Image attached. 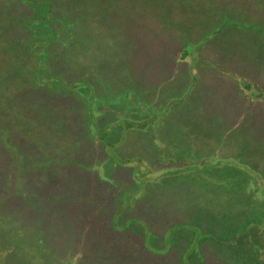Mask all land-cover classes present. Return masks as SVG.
<instances>
[{"label":"rangeland","instance_id":"374dc122","mask_svg":"<svg viewBox=\"0 0 264 264\" xmlns=\"http://www.w3.org/2000/svg\"><path fill=\"white\" fill-rule=\"evenodd\" d=\"M104 1V6L95 9L109 10L113 21L106 24L107 29L116 33L121 31V28L129 34V38L104 40L101 36L103 39L99 37L96 41L87 39L92 41L91 46L96 51H87V47H84L85 53L71 55H75L74 62H84L76 73L94 79L92 81L100 92L105 87L108 88L109 82L113 92L106 98L113 110L109 114V120L112 122L107 125L105 121H99L94 133H90L85 123L87 106L82 93L75 92L78 98L75 101L73 96L53 94L52 90L46 89L42 98L49 101L45 104L48 116L43 122H39L40 125L35 123L36 120L31 121L29 118L25 124V127L30 129L27 132L23 130V125L4 126L0 132V184H3L0 188H8V191L11 190L10 194L13 193L11 196L9 194L7 202L9 206L16 204L18 218L26 219L27 222L33 221L34 225L19 228L17 223H13V217L6 219L8 214L3 212L6 210V200H0V206L3 205L0 215V251L6 252L0 262L63 264L66 259H70L66 260L70 263L73 262L71 259H75V264H90L86 263V250L89 248H76L87 244H81L83 238H78L79 241L73 239L66 244L64 238L71 235V222L78 223V229L79 224L83 228V225H88V221H97L93 225L96 231H105L106 228L98 222L106 220L101 216L111 220V215L121 208L124 220L135 217L139 209L143 210L141 216L144 219L150 220L151 223L157 221L156 228L151 227L157 231L154 238L152 237L156 248H164L162 244L167 236L171 241H176L172 252L166 255L168 264H180L179 252L182 254L187 246L197 248L195 238L200 236L204 240L200 248L205 258L200 259L203 264H228L218 253L222 251L221 248H240L243 252L246 251L243 248H251V244L257 243L253 247L263 246L259 253L264 255V235L258 234L264 230L253 227V235L249 233L250 229L245 233L238 232L241 228H246L241 224L244 222V219L241 220L243 214H238L237 217L236 214L240 213L241 209L245 210L250 201H253L248 192L244 191L253 184H249L248 180L244 189L238 190L236 187H230L227 182L218 181L223 180L219 171L220 176L216 174L214 178L210 177L211 168H204L202 173L192 169L195 161L204 167L211 159L223 161L228 158L237 159L241 155L240 162H249L252 168L264 171V102L254 103L256 108L250 115L254 132L250 129L239 134L233 132L228 138V135L221 134V120L216 123L214 121L226 117L224 113L229 107L232 109L230 117H233V113L239 110L236 107L242 105L228 100L229 93L233 89L235 91V88L245 98L239 89L242 81L237 79L241 77L239 75H245L247 79L252 80L257 89L263 86L260 82L264 80V73L262 80L260 75L246 73V70L256 71V59L252 55L245 59V55L249 54L246 51L257 53L264 58L263 41L259 43L258 40H253L256 39L255 33L249 28L228 24L225 27L228 33H224L222 38H218L214 43H223L222 47L229 46L238 52L239 47L247 45L243 49L245 55L242 51L232 54L227 49L218 54L219 47L211 41L201 48L206 53L198 63L189 65V59L177 62L171 53L176 52L178 33L175 28L181 14L169 11L171 14L165 17V11L147 10L144 4H134L133 0ZM173 1L175 0H170ZM194 1L187 0V6ZM206 1L209 0L203 2L205 6L192 11L195 14L193 22L186 23L187 28L197 27V33L202 30L201 27L205 29L204 22L198 19L210 16L207 10L210 2L206 4ZM90 9V6L87 7V10ZM92 10L95 11L93 8ZM263 18L264 16H261V19L255 21L251 16L246 17L243 24L252 20L256 25L262 26ZM138 28L141 31L147 30L155 39L158 37V41L165 45L166 49L160 48L161 51L158 52L156 48H151L150 40L146 37L134 38ZM207 30L210 32L213 28L207 27ZM153 43L158 47L156 42ZM261 46L263 48L260 50ZM74 51L75 47L70 42L67 52ZM193 52L194 47L191 48V53ZM192 58L191 55L190 59ZM98 76L106 79L105 82L99 80ZM234 85L236 87H233ZM29 93L31 99L41 98L37 95L39 92ZM10 96L13 101V95ZM178 98H182V101ZM174 99L176 100L173 102ZM0 107L10 109L7 103H0ZM70 107H77L76 111ZM109 109L106 105L100 107L102 111ZM14 115L13 111L11 117ZM132 117L134 119H131ZM10 120L15 122L13 118ZM58 123L60 126L56 127ZM110 125H113L109 130L112 131L108 133L107 127ZM229 126L226 125L225 128ZM54 128L56 130L52 132ZM2 137L8 145H3ZM36 140L39 144L50 140L58 142L64 158L48 165L45 171L35 173L34 171L38 170L35 168V162L28 163L25 158L27 154L33 158L32 154L36 153L39 159L43 158L44 154L40 156L39 150L34 149L37 148L34 144ZM182 148L195 152L189 151L190 158L184 154L186 150L181 152ZM116 154L122 159L116 158ZM71 159H76L79 163L69 161ZM253 172L255 173V170ZM10 174L11 182L4 184V178ZM143 175L146 178L144 181L139 179ZM251 179L255 180L256 177H251L250 181ZM25 184L28 186L25 193L18 195V192H23ZM259 195L263 197L261 189L257 192L258 198ZM133 201L135 208H138L136 210ZM41 222H44L43 227ZM60 224L63 225L59 229L56 226ZM106 224L108 225V222ZM132 226L136 229L134 232L127 229L121 231V235L134 238L141 248H114L111 252L113 257L110 253L104 256L103 251L106 252L107 248H102L98 259L102 264H110L117 255L123 261H115V264H141L143 258H146L145 264H156L157 260H148L147 254L151 252L144 247L142 241L141 234L146 227ZM84 230H79L81 235L86 233ZM116 234L117 232L114 233ZM147 234L148 232H145L146 240ZM212 234L215 235L214 238ZM95 237L94 233L92 238ZM209 239H217L215 242L218 244ZM151 255L158 258L157 254ZM229 257L230 260L237 258L235 255ZM238 261L241 264L239 257Z\"/></svg>","mask_w":264,"mask_h":264},{"label":"trees","instance_id":"16d2710c","mask_svg":"<svg viewBox=\"0 0 264 264\" xmlns=\"http://www.w3.org/2000/svg\"><path fill=\"white\" fill-rule=\"evenodd\" d=\"M133 1L134 4H144L147 10L152 9L154 10V12L165 11V17L171 14L169 13V11H176L178 12V15L181 14L179 19H177V28H175L178 33L176 52L171 53V56H173L174 60H176L177 62H182L183 60L189 59V65L198 63L201 59H203L202 56L206 53L205 51L201 50V48L204 44L211 41L213 45L219 47L218 54H222L223 50L227 49V51H231L232 54H234L235 52H237L238 54L242 51V54L245 55L243 49H245L247 45H245L246 47H239L240 51L238 52L237 49H230L229 46L222 47L223 43H221V45H216L214 43V41L218 38H222L224 33H228L226 32L228 29L225 28L228 26V24H232L233 26L239 28L251 29V31L255 33L256 37V39L253 40H258L259 43L262 40L264 44V25L258 26L254 21L252 22L253 19L257 21L258 18L261 19V16H264L259 15L261 13L264 14V0H242L241 2L239 0L206 1V4L210 2V6L207 9L209 10L210 16L198 19L199 21L204 22L203 26L205 27V29L201 27L202 30H200L198 33L196 32L197 27L195 28V26H193L191 28H187L186 23L193 22V17L195 16V14L192 11H197V8L205 6L203 4L205 0H195L189 6H187L186 4L187 0H175L173 2H170V0ZM104 4V0H0V24L3 23L0 25V103H7L8 107L10 108L9 110H6L0 107V120H2V122H0V132H2L6 124L13 127H20L23 125V130L27 132L30 129L25 127V124L26 122H28L29 118H31V121L36 120L35 123L40 125L41 123L39 122H43L48 116L45 104L49 101H46L42 98L43 92H45L46 89L52 90L53 94L61 93L65 97L73 96V99L75 101L78 100L75 92L82 93V96L86 101L85 104L87 106L85 123L90 133H94V128L97 127V123L99 121H105V124L107 125L112 122V120H109V114L113 110H111L112 108L110 101L106 98L113 92L112 88L109 86V82L107 83L108 88L105 87L104 90L100 92L97 89L96 84L93 82L94 79H90V76L79 75L76 73V70L80 66H83L84 62H74L75 55H80L86 52V49H84V47H87V51H96V49L91 46L92 41H88L89 39H95L96 41L99 37H103L104 40H110L113 38H129V34L127 32H124L121 28V31H118L116 33H111L107 29L106 24L113 21L112 16L109 15V10L95 9L97 7L104 6ZM89 6L91 7V9L87 10V7ZM92 8L95 11H93ZM182 15L184 18L182 17ZM250 16L252 17L251 22L248 23L247 21L246 24H243V20H245L246 17ZM126 18H128V16ZM137 19L142 21V19L140 18ZM207 27H212L213 30L208 32L209 30H207ZM135 37H146L150 40L149 42L151 43V48H156L158 52L161 51L160 48H162L163 50L166 49V46L162 45V43L158 41V37L157 39H155L154 35L150 36L147 30L141 31L138 28V30L134 34V38ZM152 41L156 42L158 47H155V44ZM70 42L73 43L75 47V51L72 53L67 52ZM193 47L194 52L191 53V48ZM262 48L263 46H261L260 50ZM246 52H249V54L245 55L246 60L249 55H252L253 58H255L257 61L256 71L251 72L246 70V73L260 75V80H262L261 76L264 73V58L258 56L257 53L253 54L250 51ZM191 55L193 56L192 59H190ZM189 76L190 74H188V77ZM194 76L197 77L196 75ZM239 76L241 77L237 79H239L240 81L242 79L239 89L242 91V93H244L243 96L245 98H243L235 88V91L237 93L233 91V89L232 92L229 93L228 100L231 102H235V104L242 105L236 107L239 110L233 113V117H230L232 109L229 107L225 110L224 113V115L226 114V117L222 115V119L214 120L215 123L221 120V124L223 125L221 134L224 136L228 135V138L233 132H237V134H239L241 131H247V129H250L252 132H254L255 128L251 125L250 115L256 108L254 103L264 102V80L260 82V85H263V88L261 87V89H257L254 87V82L252 80L247 79L245 75ZM100 77L102 76H98L99 80H103L105 82L106 79L104 80ZM233 87H236V85H234ZM30 91L39 92L37 93V95L41 98L31 99V94L29 93ZM10 95H13V101H11ZM175 100L176 99H174L173 102ZM178 100L182 101V98H178ZM242 100H244V102H242ZM102 105H106L107 108L110 109L107 111H102L100 110V107ZM12 107H14L13 110ZM76 108L77 107H70V109L74 111H76ZM13 111L15 115L14 117H11ZM51 114L52 111H50V115ZM11 118L15 119V122L11 121ZM6 119L8 122L5 121ZM125 119L129 120L128 118ZM131 119L134 118L132 117ZM58 125L60 126L59 123L57 124V126H55L59 127ZM226 125L230 126L228 128H225ZM111 126L113 125L107 127L108 133L112 131H109L111 129ZM55 128L51 131L53 132L54 130H56ZM50 135L51 132L49 135H47L48 139ZM36 141L37 142L34 144L37 145V148L34 149L39 150L40 156H42L41 154H44L43 158L39 159L38 153L32 154L34 159L31 158V155L28 154L25 158L28 163L35 162V168L38 169L34 171L35 173L45 171V168L48 167V165L56 163L55 161H59V159L64 158V154L61 153L62 147L58 145V142L54 143V141L50 140V142L39 144L38 140ZM1 142H3V145L5 146L8 145V142L4 140L3 137ZM39 142L43 141L39 140ZM46 149L47 152H45ZM180 150H182L181 152L186 150L184 154L191 158V154L189 152L192 151L191 149L182 148ZM116 155H114L116 158L118 157V159H122L118 154ZM202 156L206 155L202 154ZM239 157H241V155ZM239 157L237 159L228 158L223 161L211 159L205 164L204 167L203 165L195 161L193 162L192 169L202 173V171H204V168H211L210 177L216 178V174H221V176H223V180L218 179V181L227 182L230 187H236L238 190L244 189L243 187L245 184H248V180L250 182L249 184H253V186L249 185L248 187H246L247 190L244 189L245 192H248L249 197H252L253 201H250V205L246 207L245 210L241 209L240 213L236 214V217L243 214L241 220L244 219V222L241 224L246 228L244 230H241V228L239 231H237L245 233L248 232V229H250L249 233L252 234L251 229H253V227H255V229L256 227H258L260 230H264V188H262V186H264V171L258 170L255 167L252 168V165L249 162L247 164H244V162H240ZM40 161L42 162V164L39 165L38 163ZM69 161L79 163V161L77 162L76 159H71ZM66 163H64V165ZM223 170L224 172H221ZM254 170L255 173L253 172ZM19 174L20 172L17 174V181L19 179ZM6 177L7 178H4V184L11 182V174ZM251 177H256V179H251L250 181ZM139 179L144 181L146 178H144L143 175V177H139ZM1 185L3 184H0V186ZM27 187L28 186L25 184L23 192H18V195H22L23 193H25ZM259 189H261V191L263 192V197L259 195L260 197L258 198L257 192L259 191ZM10 192L11 190L8 191V188H0V200H6V203L4 204V208L6 210H3V212L8 214V217L6 219L10 220L11 217H13V223H17L16 226H18L19 228L32 227L31 225H34L33 221L27 222V220L21 218V216V220L18 218L17 214L19 213L16 212L17 206L15 203L12 206H9L7 200L9 198ZM11 195H13V193H11L10 196ZM134 202L135 201H133L132 203L134 205V209L136 210L138 208H135ZM2 206L3 205L0 206V215L3 209L1 208ZM141 215H143V210L141 211L138 209L136 211L135 217L125 219L127 222H124V213L121 208L113 215H111V220H107L106 216H101V218H106V220L98 221L104 226V228L110 230L109 232L106 229L105 231H96V228L93 225H95L94 222L97 223V221H88V225H83V228H81L79 224L78 229V223L71 222L70 226L72 227V231L68 230L71 233L70 237H65L62 232L61 235L65 237L64 239L66 241V244L71 242V240L73 239L79 241L78 238H83L82 241L80 240L81 244H87L83 247H74L89 248L86 250L88 251L86 254L88 257L86 263L89 262L90 264H102L98 260L100 257L99 251H103L102 248H107L106 252L103 251L104 256L108 255L109 253L112 254L111 252L114 248H141L140 244L134 238H130L127 235H121V231L128 229L131 232H134L136 229H133L132 225L136 227L145 226L146 228L144 229V231H142L141 234V236L143 237L142 241L144 247L148 248L151 254L158 255V258H153V255L148 253V260L151 262L157 260L156 264H168V257H166V255L172 252V248L176 246V241H171L169 239V236H167L165 238V243L163 242L164 244H162L164 248H156L152 242V237L154 238L157 231L152 230V228H156L157 221L155 220L154 223H151L150 220L148 221V219H144ZM140 216L142 218H140ZM106 222H108V225L106 224ZM42 223L44 222H41L40 225L43 227ZM47 223L50 224V222ZM62 223H64L63 220ZM111 223L113 224V226H110ZM259 224H263V226H260ZM61 225L63 224H60L56 227H59L60 229ZM84 228L86 230H84ZM98 228L100 229L101 225H99ZM47 229L48 226H46V230ZM79 230H84L86 233L83 232V235H81ZM3 232L6 233L9 231ZM115 232H117L116 235H114ZM145 232H148V234L146 235L148 241L144 238ZM94 233L96 237L92 238ZM258 234L262 236L264 235V231H261V233ZM210 236L211 235H209V237ZM212 237L214 238L215 235H213ZM195 239L197 248H187V246L186 249H183L182 254L181 251L179 252L180 255H178V257L181 258L179 261L180 264L181 262L182 264H203L200 259L202 258L205 260V258L202 255L200 248L204 240L201 239V236ZM217 239H209V241L216 243L215 241H217ZM0 241L2 242L1 239ZM256 245L257 243L251 244V248H243L244 250H246L243 252L240 248H228V250L227 248H221L222 251L217 252L221 256H223L222 258H225V260H227L228 264H240L238 261V257L241 260V264H264V255H261L259 253L260 250H263V246H257L256 248L253 247ZM212 250H216V248H212ZM225 250L227 251L225 252ZM174 251L176 250L174 249ZM3 254H6V252L0 251V258L3 256ZM113 255L114 254H112V257ZM231 255H235L237 258H233L232 260H230L229 258L231 257L229 256ZM66 260L63 264L76 263L75 259H71L73 261L72 263H70L69 261L66 262ZM105 261L107 262V259ZM115 261L118 263H122L123 259H120V257L117 255L114 257L113 261L111 260L110 264H115ZM144 261L146 262V258L142 259L141 264H145ZM147 264L149 263L147 262Z\"/></svg>","mask_w":264,"mask_h":264}]
</instances>
